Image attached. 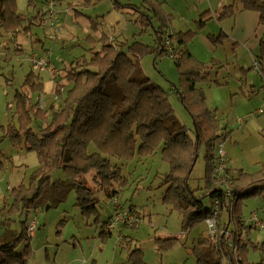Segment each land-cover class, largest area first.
Returning <instances> with one entry per match:
<instances>
[{
    "label": "trees",
    "instance_id": "1",
    "mask_svg": "<svg viewBox=\"0 0 264 264\" xmlns=\"http://www.w3.org/2000/svg\"><path fill=\"white\" fill-rule=\"evenodd\" d=\"M111 1L117 10L127 6L137 11L134 22L142 26V31L145 30L143 27H151L153 45L135 39L129 43L101 33L98 39L91 38L95 44L91 48V57L81 63L83 68L66 73L70 87L56 105L52 104L44 111L31 102L24 90L15 93L13 103L18 123L6 124L3 136L17 150L36 152L40 165L32 172L28 185L21 183L11 189L13 203L3 206L0 264H27L30 236H27L26 221L30 213L44 209L46 204L55 207L73 192L82 214H90L97 200L87 182L80 179L82 175L94 172L92 181L98 190L114 195L118 191L116 187H124L126 182L120 174L121 169L112 160L129 159L136 153L139 156L151 155L159 147L162 159L169 165L164 179L168 186L163 200L181 214L183 230L211 215L213 207L204 205L202 197L218 200V234L215 239L206 235L197 237L192 250L195 264H222L224 259L228 264H264L247 259L250 247L257 248V245L246 234L250 225L245 227L241 219V199L264 193V161L253 173L229 167L220 176L214 172L216 155L213 149L217 139L222 137L211 111L205 105L202 90L196 87L198 82L211 79L208 67L197 61L187 47L195 31H174L170 35L177 49L173 63L184 85L183 91L175 89V92L191 117L193 138L190 129L174 116L167 91L145 76L140 64L145 54H168L163 41L172 15L167 14L157 0H140L145 11L130 3ZM238 1L241 10L258 13L259 24L264 27V0ZM84 4L89 5L90 0H85ZM43 11L40 10L38 15L42 16ZM232 14H235V6L226 5L219 19ZM25 21L24 15L18 11L16 0H0V33L17 36L20 30L24 32L28 29ZM32 22L33 19L29 20L30 25ZM195 22L197 27L205 25V19ZM92 28L96 29L95 24ZM209 36L216 42L221 35ZM260 46H264V37ZM16 51L22 52V49ZM258 63L264 64V53L259 56ZM35 66L42 67V61ZM57 76L58 70L51 78L56 79ZM213 81L218 84L217 80ZM21 87L30 92H41L43 83L38 73L29 71ZM61 89L62 85L57 84L58 93ZM8 108L11 109V106ZM32 115L37 120L42 119L44 124L33 126ZM201 144L205 146L204 193L189 185ZM91 146L96 150H90ZM58 169L63 172L64 179L52 178ZM226 189L232 191L233 197L226 196ZM16 216L20 225L17 231L11 228V223L17 222ZM230 223L237 225L236 233L224 232ZM172 238L166 239L164 246L159 244V249L168 248ZM21 242L24 246L18 253L15 249ZM233 245H236L235 251ZM135 257L130 264H148L142 255Z\"/></svg>",
    "mask_w": 264,
    "mask_h": 264
},
{
    "label": "rangeland",
    "instance_id": "2",
    "mask_svg": "<svg viewBox=\"0 0 264 264\" xmlns=\"http://www.w3.org/2000/svg\"><path fill=\"white\" fill-rule=\"evenodd\" d=\"M110 1L90 0V4L85 5V0H58L54 5L56 19H49L44 25L40 24L41 16L38 15V10L42 9L43 5H36L39 7L36 8L32 4L28 5V0H16L18 11L24 15V23L28 29L24 32L21 30V33L12 35L13 37L0 33V220L3 218L4 204L13 203L10 198L11 190H7V181L10 179V172L16 171L6 168V159H9L13 146L3 134L6 124L18 123L14 113L15 93L20 89L22 92L24 90L31 102L44 111L52 104L56 105L70 87L65 78L66 73L71 69H82L81 63L91 57V48L95 44L91 38H99L92 25L101 26L103 17L112 10ZM118 1L141 6L139 0ZM160 1L163 2V9L173 15L169 25L171 30L195 31L187 42V47L197 61L208 67L207 71L211 74V81L198 82L196 87L202 90L205 105L215 118L222 139L224 138L222 148L227 156L228 167L233 170L243 169L248 173L255 172L256 164L264 161V96L262 91H259L261 77L257 69L252 67V63L258 60L259 56H263L264 46L261 47L259 42L252 48L244 43L243 39L237 41L232 35L234 15L247 14H239L241 9L237 0L232 2L235 3V14L225 15L221 19H218V15L222 0ZM204 12L207 13L202 16ZM136 13L131 7H123L121 14L124 25L113 28L115 34L121 41L131 43L135 39L153 45L151 27H143L145 30L142 31V26L134 22ZM31 19L33 22L30 25ZM199 19H205L203 27H197L195 20ZM255 26L256 19L249 22L248 28L253 30ZM99 28L107 35L112 34L108 24ZM221 29L226 33L215 34L221 36L213 42L207 32L218 33ZM261 36L264 37L262 33L259 38ZM19 48L22 52L16 51ZM33 56L42 61V67L31 64L30 59ZM140 64L143 74L167 91L174 116L190 129L189 133L194 138L191 117L175 92V89L183 91L184 85L179 79L173 59L168 55L155 56L148 53L141 58ZM52 68L58 70L56 79L51 78L49 73ZM29 71L39 74L43 83L41 92H30L21 87ZM213 80H217L218 84ZM57 84L62 85L60 93L57 92ZM8 106H11V109ZM260 109L262 113L258 112ZM32 121L33 126H36V123L44 124L42 119L37 120L33 115ZM216 145L217 141L213 149L215 155ZM90 150L96 148L91 146ZM204 155L205 146L201 144L189 177V185L199 193L205 192ZM112 161L121 169L120 174L126 182L124 187H116L117 193L109 196L98 190L92 181L94 172L82 175L80 179L87 182L88 187L94 191L97 200L94 211L88 215L82 214L75 194L70 192L61 204L55 207L46 204L44 209L36 212V223L44 227L41 234L50 238L57 235L62 228L67 232L75 230L76 247L68 246L61 256L65 253L69 258L75 254L83 264H130L138 255H142L148 264H195L193 245L198 236L206 235V225L201 221L190 226L188 230H183L181 214L172 205L164 202L163 196L168 186L164 179L169 165L162 159L160 147L151 155L139 156L136 153L129 159ZM34 169L29 167L18 173L24 178V185L29 184ZM64 177L60 169L52 175L53 179ZM201 199L204 205L215 207L209 196ZM241 201L242 213L247 216L245 219L248 221L251 211L258 210L260 213V209L264 208V193L254 197L248 196ZM119 209L133 210V218L115 225L110 230L111 233L106 232L104 224ZM243 223L245 227L250 225L249 221ZM15 224L20 226L18 220ZM11 226L14 227V224ZM235 226L231 223L229 229L234 228L233 232L236 233L237 225ZM169 237H173L170 246L159 249V244L164 246L163 243ZM248 237L254 244L257 243V248L250 247L247 259L264 263V229L251 228ZM23 246L24 242H21L15 251L20 253ZM88 256L95 259V262L92 263L91 259L88 261ZM222 264H228L227 260H222Z\"/></svg>",
    "mask_w": 264,
    "mask_h": 264
},
{
    "label": "crops",
    "instance_id": "3",
    "mask_svg": "<svg viewBox=\"0 0 264 264\" xmlns=\"http://www.w3.org/2000/svg\"><path fill=\"white\" fill-rule=\"evenodd\" d=\"M28 1H29L28 5L32 4L36 8H39V7H37L38 5L39 6L43 5V7H44V3H45V0H28ZM157 1L160 3L161 7L164 8L162 6L163 2L160 0H157ZM233 1L234 0H222V2L219 4L220 10H219L218 19H219L221 12H222L223 7L226 5L235 4V3H232ZM139 3H141V2H139ZM111 5H112V10L109 11L108 15L103 17L104 19H102V22L100 23V25L102 26L103 24H108L110 27V31L112 33L110 36L113 38H115V37L119 38L115 34V30H113V28H116L119 25H121V26L124 25L123 24V15L121 14L122 10L115 9L113 3H111ZM133 5H135V4H133ZM135 6L137 8H139L140 10L145 11V7L143 6V4H141V6H137V5H135ZM42 9H39L38 11H40V10L42 11ZM205 11H209V10H205ZM165 12L172 15V13L167 12L166 10H165ZM238 12H239V14H242V13L247 14L246 15L247 17L245 15H238L237 13L234 15V17H233V21H234L233 31H234V33L232 35L234 38H236L237 41H241V39H243L244 43L249 44L252 48H255L257 46V44L260 42L261 38L263 37V36H261L259 38L260 33H262V35H264V27L259 24V14L255 11H250V10H240ZM209 17L211 18L212 16H209ZM255 19H256V26L253 30H250L248 28L249 22L251 23L252 20H255ZM170 22L172 23V21H170ZM170 22L168 25H170ZM52 26H54V25H52ZM101 26L97 25L96 30H95L96 33L99 34V36L101 35V33H105L101 30V28H99ZM154 26L155 27L157 26L156 22H154ZM175 30L177 32L181 31L178 29H175ZM219 33L225 34L226 31L221 29L220 31H218V33L217 32L216 33L207 32V35H215V34H219ZM258 38H259V40H257ZM257 57H258V54H257ZM258 66L261 68V70H260L261 73L257 70V72H259L258 75L261 77V85H260V89H259V91H260L261 88L264 86V64L258 63ZM252 67H254V65ZM210 76H211V74L209 75V77ZM259 91H257V92H259ZM259 113H262V112H259ZM214 121H215V118H214ZM4 158L6 159V157H4ZM6 161H7V164H6L7 170H11V171L14 170L17 173L16 174V173L10 172V174H9L10 179H9V181H7V190H11L23 182L24 178H22L20 175H18L20 170L23 171L24 169H29V167L36 168L40 165L39 155L36 152L17 150V149H14V147L11 148L10 157L8 160L6 159ZM227 167H228V165H227ZM258 168H259V164H256V170L255 171H257ZM261 209H260L261 214L258 213L259 212L258 210H257V213L259 214L260 217H262L264 219V212H263L264 208H261ZM253 211H255V210H253ZM36 212L30 213L28 220L26 221V226H27L29 220L31 219V217L36 216ZM242 212H243V209L241 208V215H242L241 219L244 220V222H247V220L245 219V217H247V216H244V213H242ZM12 224H14V227L11 226V228L15 229L16 231L20 229V226L18 227L15 224V222L11 223V225ZM230 226H231V223H230L229 227ZM43 229H44V227H41L39 224L36 223V227H35L32 235L30 236V240H29L30 252H29L28 259H27V264H81V263L83 264V262H81L79 257L75 254L71 255L69 258H67L68 255H66L65 253L63 254V257L61 256V253L64 252L68 246L76 247V244H75L76 232H75V230L73 232H72V230H70L71 232H67V230L65 228H62L57 232V235H54L53 237L48 238V236H44L43 234H41ZM250 230H251V228H250ZM249 231L246 232V234H248ZM0 232H1V229H0ZM248 238L251 240L250 237H248ZM89 257L90 256H88V261H90V259H91V262L94 263L95 259H92Z\"/></svg>",
    "mask_w": 264,
    "mask_h": 264
},
{
    "label": "built area",
    "instance_id": "4",
    "mask_svg": "<svg viewBox=\"0 0 264 264\" xmlns=\"http://www.w3.org/2000/svg\"><path fill=\"white\" fill-rule=\"evenodd\" d=\"M54 5H55V0H46V3L43 7L44 11L40 19L41 24L46 25L49 19L52 21L53 19L54 20L56 19V12L54 10ZM173 33L174 31L168 28L165 33V37L163 41V45L167 49V53H168L167 55L171 58H173L177 53L175 44H173V41L170 36ZM31 62L35 65L41 64V61L39 59H36L34 56L31 58ZM253 65L261 73L260 71L261 68L258 66V60H254ZM50 73L52 77H55L57 74V70L51 69ZM260 91H262L264 95V86L261 88ZM259 112H262V110L260 109ZM222 144H223V139L219 138L217 140V145H216V166H215V171H214L217 176H220L221 173L224 172V170L227 167V156L222 148ZM225 194L227 197H233L234 195L230 189H226ZM214 203H215V207L213 208L211 215L204 220V223L206 225V236L209 239H215L218 234V227H217L218 200L217 199L214 200ZM232 206L233 205L231 204L230 210L233 209ZM133 215H134L133 210H130V211H122L120 209L116 210L113 213L112 217L104 224L105 229H106L105 231H110L117 224L127 222L128 220L133 218ZM36 221H37L36 216H32L31 219L29 220L27 224V236L28 237L32 235L36 227ZM248 221H249L251 228H256L260 230L264 229V219L260 217L256 211H253L250 213V217ZM235 225L236 224H234L233 226L236 227ZM227 228L228 227H226L224 232L226 231L228 233H231V232L234 233L233 232L234 228L231 230ZM233 249L234 251L236 250V245H233Z\"/></svg>",
    "mask_w": 264,
    "mask_h": 264
}]
</instances>
